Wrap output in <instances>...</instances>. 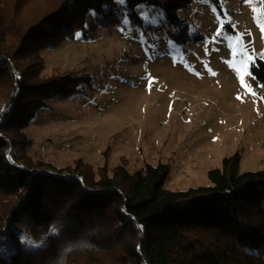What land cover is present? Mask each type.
Instances as JSON below:
<instances>
[{"label": "trees", "instance_id": "trees-1", "mask_svg": "<svg viewBox=\"0 0 264 264\" xmlns=\"http://www.w3.org/2000/svg\"><path fill=\"white\" fill-rule=\"evenodd\" d=\"M192 1L0 0V234L13 244L0 264H264V171L239 173L238 154L184 191L165 189L168 163L132 172L123 157L94 169L28 155L31 120L83 80L47 75L42 51L101 25L141 24L139 5L166 20L145 27L180 42L177 13ZM251 74L264 101V60ZM23 232L42 246L23 247Z\"/></svg>", "mask_w": 264, "mask_h": 264}, {"label": "rangeland", "instance_id": "rangeland-1", "mask_svg": "<svg viewBox=\"0 0 264 264\" xmlns=\"http://www.w3.org/2000/svg\"><path fill=\"white\" fill-rule=\"evenodd\" d=\"M135 11L141 24L101 25L41 52L47 75L83 80L31 120L29 157L94 169L123 157L132 172L168 163L170 191L207 186L208 172L235 154L239 173L264 171V101L251 74L264 60V0H193L177 13L180 42L145 27L164 24L161 11ZM0 236L6 257L13 244ZM19 237L25 248L43 244Z\"/></svg>", "mask_w": 264, "mask_h": 264}, {"label": "snow or ice", "instance_id": "snow-or-ice-1", "mask_svg": "<svg viewBox=\"0 0 264 264\" xmlns=\"http://www.w3.org/2000/svg\"><path fill=\"white\" fill-rule=\"evenodd\" d=\"M114 2H119V3H121V4H123V3H125L126 2V0H114ZM78 35V34H77ZM250 74V73H249ZM240 83H241V85H244L245 84V78H244V76H241L240 77ZM239 98V97H238ZM55 229H53V231H54ZM4 239V237L3 236H0V240H3Z\"/></svg>", "mask_w": 264, "mask_h": 264}]
</instances>
